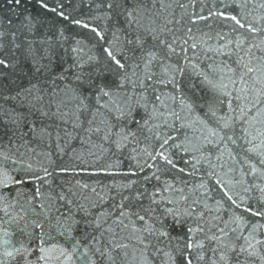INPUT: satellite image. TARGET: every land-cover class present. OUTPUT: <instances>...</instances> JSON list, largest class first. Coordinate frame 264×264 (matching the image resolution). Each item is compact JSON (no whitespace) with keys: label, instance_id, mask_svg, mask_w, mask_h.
Returning a JSON list of instances; mask_svg holds the SVG:
<instances>
[{"label":"snow or ice","instance_id":"1","mask_svg":"<svg viewBox=\"0 0 264 264\" xmlns=\"http://www.w3.org/2000/svg\"><path fill=\"white\" fill-rule=\"evenodd\" d=\"M88 2L0 16V264H264V0Z\"/></svg>","mask_w":264,"mask_h":264},{"label":"water","instance_id":"2","mask_svg":"<svg viewBox=\"0 0 264 264\" xmlns=\"http://www.w3.org/2000/svg\"><path fill=\"white\" fill-rule=\"evenodd\" d=\"M58 0H48L50 6L55 7L57 5ZM60 3L64 4V11L67 15L74 19H84L86 22L98 24L103 26V22L100 20H93L90 19L94 13L90 10L88 0H59ZM219 6L216 3V0H199L195 4V10H199L201 7L204 8V11L207 12L212 7ZM193 8H189V12L193 11ZM31 11L34 15H38L44 21V31L47 32L49 29L55 31L57 27H63L65 32L69 36H75L85 40H91L93 34L90 33L86 29H81L75 25H71L69 21L61 20L55 13L45 12L43 9L39 8L38 5L35 4V0H33V4L31 6ZM13 13L10 11V5H8L7 0H0V16L9 17L12 16ZM203 23V22H202ZM215 26V22H214ZM78 147V145H77ZM86 159H91L89 157H85ZM115 161V157L106 156L103 160L100 161L101 165H105L107 163H112ZM64 163L69 164L73 163L70 161L67 156L64 157ZM129 164V161L125 160L124 165L121 167H125ZM81 179L82 181L94 183L96 180H102L104 182H108L109 180L113 179L112 177H96V176H89L83 175L80 177H76ZM66 180H73V177H66ZM115 179H121V177H115Z\"/></svg>","mask_w":264,"mask_h":264}]
</instances>
